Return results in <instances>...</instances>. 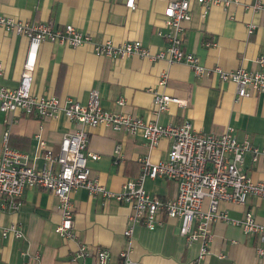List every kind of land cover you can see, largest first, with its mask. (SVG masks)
Wrapping results in <instances>:
<instances>
[{"label":"crops","instance_id":"0c3cea01","mask_svg":"<svg viewBox=\"0 0 264 264\" xmlns=\"http://www.w3.org/2000/svg\"><path fill=\"white\" fill-rule=\"evenodd\" d=\"M253 0H235L226 6L203 7L191 3V18L181 22L183 50L198 57L208 72L196 74L186 63L151 60L137 54L111 58L97 55L91 43L110 40L114 44L140 40L156 52L166 44L157 31L163 27L165 0H136L134 9L125 0H0V14L21 21H51L54 28L74 25L91 36V43L72 47L58 41L43 40L38 48L32 91L41 96H56L85 103L96 90L103 109L125 113L158 124L180 125L189 121L197 131L222 133L234 129L239 141L264 147V91L235 101L236 84L213 71L244 68L264 71L257 58L264 56V14L248 7ZM204 12V14H203ZM254 25L248 32V25ZM28 45L26 36L0 27V86L14 88L20 78ZM162 73L166 82L159 84ZM179 98L182 104L168 103L155 112L152 91ZM122 99L123 102L118 101ZM75 123L63 114L57 118L26 115L0 110V145L4 131L13 148L27 152L31 159L37 135L57 151L63 133ZM89 132L87 150L90 174L112 191H119L128 179L141 171L136 158L148 155L157 161L167 156L169 139L162 137L149 147L140 133L131 134L105 125L84 126ZM120 146V157L113 153ZM243 170L254 181H264V158L254 161L244 154ZM38 166L42 159H36ZM144 187L161 199L174 197L177 184L165 177L146 178ZM16 211H3L0 230L15 225L21 237L3 236L0 231V264H94L91 255L76 256L80 244L90 251L107 249L109 264H122L126 251L130 264H264V240L245 233L239 225L217 220L212 224L208 253L198 258L200 242L188 243L179 234L176 218L159 215L162 224L150 230L143 223L133 225L125 235L130 207L100 194L91 195L83 187L71 193L74 236L66 238L55 231L61 214L57 197L41 187L24 189ZM229 216L242 218L250 211L264 224V198L250 195L244 204L221 202Z\"/></svg>","mask_w":264,"mask_h":264},{"label":"built area","instance_id":"2783aa9c","mask_svg":"<svg viewBox=\"0 0 264 264\" xmlns=\"http://www.w3.org/2000/svg\"><path fill=\"white\" fill-rule=\"evenodd\" d=\"M192 1L205 9L214 4L226 6L235 0H165L163 27L157 33L165 37L166 44L156 52L150 51L138 39L119 44L110 40L91 43L88 33L71 24L54 28L51 21H21L0 14V27L28 39L17 86H0V110L12 113L20 109L26 115L41 118H57L63 114L75 125H83L74 126L63 133L57 151L49 149L46 141L37 135L32 159L27 152L10 146L9 133L3 132L0 145V220L3 211L19 209L24 189L41 187L50 190L58 200L61 219L55 231L71 238L74 236L71 193L83 187L91 195L100 194L130 207L125 235H131L136 223H143L150 230L155 229L162 224L159 218L161 214L178 219L179 234L188 243L195 240L200 242L198 258L208 253L207 243L212 236V224L217 220L239 225L245 233L256 234L264 240V224L258 223L250 211H246L239 219L229 216L226 209L220 208L221 202L244 204L250 195L264 198V181L252 180L243 170L244 154L250 152L256 161L264 158V147L254 146L248 140L239 141L232 127H227L222 133L202 132L195 130L189 121L180 125H162L135 115L110 112L102 108L96 90L89 92L85 103L56 96H41L32 91L38 48L46 39L72 47L91 43L94 53L101 56L118 58L137 54L151 60L186 63L196 74L208 72L205 66L198 63L196 55L182 47L181 22L191 18ZM125 6L136 8V0H125ZM248 7L259 9L264 14V0H253ZM253 27L249 23L248 32ZM257 61L264 65V56H259ZM213 71L220 74L222 79L232 80L236 84L235 101L250 95L251 91H264V71L247 72L244 68L226 71L220 67H214ZM166 76V73L161 74L159 84L166 82ZM152 95L155 112L165 110L170 102L182 104L179 98L165 92L153 90ZM118 102L122 103L123 100ZM85 125H105L131 134L140 133L149 147L155 146L162 137L168 138L170 144L167 156L157 161L151 160L148 155L139 156L136 158L141 167L138 176L126 180L119 191H112L90 174L88 158H97V155L87 150L89 132L84 128ZM113 153L116 158L120 157V146L115 145ZM36 159H42V165L38 166ZM157 177L176 182L174 197L161 199L146 190L144 180ZM0 231L3 236L23 235L15 225ZM91 254L94 264H109L108 251L103 247H97L92 252L85 244H80L76 251L79 257ZM121 256L124 257L122 264H130L126 251L121 252Z\"/></svg>","mask_w":264,"mask_h":264}]
</instances>
